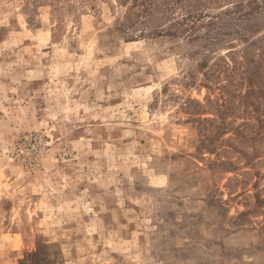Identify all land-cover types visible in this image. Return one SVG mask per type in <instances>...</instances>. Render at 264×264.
<instances>
[{"label": "rangeland", "instance_id": "374dc122", "mask_svg": "<svg viewBox=\"0 0 264 264\" xmlns=\"http://www.w3.org/2000/svg\"><path fill=\"white\" fill-rule=\"evenodd\" d=\"M161 1L0 0V264H264V0Z\"/></svg>", "mask_w": 264, "mask_h": 264}, {"label": "trees", "instance_id": "16d2710c", "mask_svg": "<svg viewBox=\"0 0 264 264\" xmlns=\"http://www.w3.org/2000/svg\"><path fill=\"white\" fill-rule=\"evenodd\" d=\"M173 1L174 5H181L183 3H200V6H204L206 4L205 0H169ZM219 1V0H212ZM165 2V1H163ZM161 0H133V4L130 8V15L126 17V21H128L130 27L135 24H139L142 28H149L150 34L152 36H160L163 33L161 32V27L165 21H167L166 13L167 4H164ZM164 7L166 12H163L161 15H153L152 11L157 9V7ZM136 9V12L133 10ZM168 14V13H167ZM223 14V15H222ZM218 16H211L206 24L200 21L203 18V13L199 9H194L193 11H189L184 15L181 19H174L173 22H170L167 26L166 30L163 31L165 34L169 36H176L177 34H186L189 39L198 38L195 33L202 27H216V26H225L228 23H231V27H234V32L239 34L240 38H244L245 34L240 31V28L245 30V20H248L250 15L241 16L240 18L230 17V12L222 13ZM132 15V16H131ZM170 16V15H169ZM227 20L226 22H224ZM128 25H126L127 27ZM139 34L143 35L144 31H141ZM220 35V33H217Z\"/></svg>", "mask_w": 264, "mask_h": 264}]
</instances>
